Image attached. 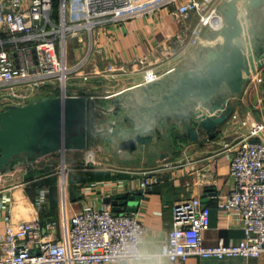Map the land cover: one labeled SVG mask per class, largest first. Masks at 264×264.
Returning a JSON list of instances; mask_svg holds the SVG:
<instances>
[{"label":"crops","instance_id":"crops-1","mask_svg":"<svg viewBox=\"0 0 264 264\" xmlns=\"http://www.w3.org/2000/svg\"><path fill=\"white\" fill-rule=\"evenodd\" d=\"M262 10L264 5L259 10H250L252 20L248 13L246 34L250 44L264 41ZM57 12L58 0H54L55 22ZM194 21L195 17L191 18L190 22ZM180 30L171 11L164 8L153 15L107 21L91 32L83 30L69 35L68 65L83 58L84 63L67 79L66 95L87 96L109 107L111 99L138 87L141 81L139 65L132 60L146 56L155 62L158 47L172 43ZM204 43H213L209 34H204ZM200 47L187 48L185 62L176 73L200 62ZM109 65L119 73L110 74ZM33 94L28 102L61 92L54 85L39 88ZM230 105L232 113L216 127L212 136L201 130L197 139H191L188 121L182 123L181 116H172L170 120L161 117L151 143L138 145L132 153L119 150L116 142L101 136L90 149L56 151L35 157L27 167L7 168L0 172V235L7 222L33 217H38L44 228L53 224V229L47 231L60 235L65 215L69 217L86 206H111L118 208L117 212L135 215L145 228L142 252L158 253L172 226L175 202L199 197L210 209L209 224L203 233L205 243L239 241L243 237L241 219L235 214L219 212L218 202L233 184L230 153L239 136L247 133L252 125L264 123V63L247 75L242 90L232 96ZM193 107L203 110V115L210 114L201 103ZM260 139L264 140V131ZM63 165L66 167L64 190L60 175ZM145 175H154L157 179L142 191L139 182ZM119 193L139 197L132 200L128 197L124 204L119 199L113 203L112 197ZM141 264H264V253L257 257L220 259L192 255L172 263L155 256Z\"/></svg>","mask_w":264,"mask_h":264},{"label":"built area","instance_id":"built-area-1","mask_svg":"<svg viewBox=\"0 0 264 264\" xmlns=\"http://www.w3.org/2000/svg\"><path fill=\"white\" fill-rule=\"evenodd\" d=\"M224 0H58L57 21L53 20L54 0H0V110L24 104L42 87L58 86L66 94V82L82 68L84 58L74 65L66 61L69 35L107 21L120 22L168 9L180 25V32L157 49V59L136 57L140 85L171 78L185 61L187 48L202 45L204 34L225 26L221 5ZM195 17L194 22H190ZM110 74L119 73L109 65ZM221 109L210 114L219 115ZM236 118V114H233ZM242 124H246L243 121ZM264 123L252 125L239 136L230 153L233 184L218 202L221 213L237 215L243 237L237 242L207 244L203 233L209 224L210 209L199 197L178 200L173 221L158 253H144L141 244L145 228L127 212L111 206H86L64 216L60 235L46 228L38 217L5 225L0 235V264H141L156 257L169 262L189 256L225 258L257 257L264 253ZM65 165L60 175L64 190ZM145 175L139 182L144 191L156 181ZM50 229L49 231H47Z\"/></svg>","mask_w":264,"mask_h":264},{"label":"water","instance_id":"water-1","mask_svg":"<svg viewBox=\"0 0 264 264\" xmlns=\"http://www.w3.org/2000/svg\"><path fill=\"white\" fill-rule=\"evenodd\" d=\"M262 5L264 0H224L225 26L209 33L213 43L201 45L199 63L171 78L123 91L109 107L87 96L60 94L0 110V172L27 167L35 157L52 152L90 149L101 136L132 153L138 145L151 143L161 117L181 116L182 123L188 121L191 139H197L201 130L212 136L232 113V96L264 63L262 41L250 44L246 34L249 11ZM200 103L210 112L221 109L222 113L203 115V110L193 107ZM128 197L139 196L115 194L113 203L119 199L124 204Z\"/></svg>","mask_w":264,"mask_h":264},{"label":"rangeland","instance_id":"rangeland-1","mask_svg":"<svg viewBox=\"0 0 264 264\" xmlns=\"http://www.w3.org/2000/svg\"><path fill=\"white\" fill-rule=\"evenodd\" d=\"M262 11H264V10H262ZM261 14H262V15H261V17H262L261 19H264V12H261ZM249 19H250V20L254 19V16H253L252 12H249ZM255 20H256L255 22H257V19H255ZM256 24H257V23H256ZM259 38H260V37H259ZM258 41H259V40H258ZM253 43H255V41H253ZM253 43H252V44H253ZM262 45H264V41H262ZM60 171H61V170H60Z\"/></svg>","mask_w":264,"mask_h":264}]
</instances>
